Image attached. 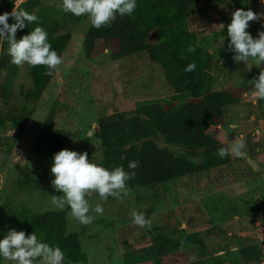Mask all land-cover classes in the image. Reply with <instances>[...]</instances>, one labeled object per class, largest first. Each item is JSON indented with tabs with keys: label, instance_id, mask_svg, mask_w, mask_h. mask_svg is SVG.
Instances as JSON below:
<instances>
[{
	"label": "rangeland",
	"instance_id": "1",
	"mask_svg": "<svg viewBox=\"0 0 264 264\" xmlns=\"http://www.w3.org/2000/svg\"><path fill=\"white\" fill-rule=\"evenodd\" d=\"M61 3L62 0H43V5L52 7L58 21L63 24L59 33L69 32L72 39L62 55V64L58 66L41 99L34 104V114L25 130L19 133L9 129L5 134L18 136L19 141L9 155L0 149V208L10 201L15 208H26L35 213L57 209L52 204V198L54 195L62 196V193L57 192L51 183L54 178L50 170L53 160L45 161L46 169L39 168L40 162H44L42 157L29 163L43 131L58 128L71 132L74 137L67 149L87 152L89 159L99 161L104 156L97 129L99 117L105 110L103 106L111 109L113 102H122L127 110H133L140 102L177 101V109L185 102V98H179L168 85L162 68L150 59L148 53L142 52L116 61L111 59L110 53L88 58L84 51V40L91 25L90 20L87 15L79 18L61 11ZM240 8L251 9L262 17L264 14L263 7L253 0H217L199 4L197 12L190 17V27L198 32L205 46L214 54V75L218 85L233 82L238 86H251L250 80L263 71V64L259 67L253 65L250 71L247 70L243 62L234 61V53L228 48L227 26L232 13ZM262 19L251 21L247 29L254 38L264 31ZM0 82H4L1 74ZM32 83L31 65L19 66L10 106L23 103V92L32 87ZM115 92L118 94L117 100H114ZM245 97L239 106H232L239 110L229 114L218 130H227L230 145L244 132L240 138L246 144L243 157L250 158L251 154L253 158L250 160L257 170L242 174L237 183L223 188L216 186L213 175L201 174L127 191V195L120 199L109 197L101 200L93 192L87 199L92 209L97 204L103 206L102 215L90 212L95 219L89 225L80 224L72 216L71 210L68 216V232L79 235L88 260L74 262L65 255L64 264H125L127 254L145 253L162 242L163 238L177 237L183 232L199 233L206 246L209 255L197 251L195 245L186 248L195 264H233L235 259L224 254L227 247L237 249L234 256L241 262L243 260L238 251L241 243L245 247L260 244L264 248V240L259 238L257 232V228L264 225V136H252L251 133L254 126L264 124V112L259 106L260 101L254 102L253 93L248 92ZM52 114V127H47L45 121ZM253 116L257 118L256 121L252 120ZM238 122L241 129L237 128ZM157 141L161 147L167 146L162 139ZM28 164L38 172L47 171V183L43 185V190L12 193L16 179ZM134 209L144 212L151 220L150 228H141L133 220L117 227L109 225L119 220L120 215L124 217ZM259 233L263 234V231ZM3 264L12 262L3 261ZM247 264L257 262L252 260Z\"/></svg>",
	"mask_w": 264,
	"mask_h": 264
},
{
	"label": "trees",
	"instance_id": "2",
	"mask_svg": "<svg viewBox=\"0 0 264 264\" xmlns=\"http://www.w3.org/2000/svg\"><path fill=\"white\" fill-rule=\"evenodd\" d=\"M212 1L217 0H137L136 10L131 16L118 15L110 26L100 29L90 25L86 33L84 51L88 58L110 53L111 59L116 61L148 53L150 59L162 68L168 85L179 98H185L177 109V101L140 102L133 110H127L122 102H113L111 109L103 106L105 110L99 117L97 129L104 156L99 162L108 168L123 165L125 170L132 171L127 168L128 162L139 161L135 177L128 181L127 191L201 174L213 175L216 186L223 188L239 181L242 174L257 170L250 160L253 158L251 154L250 158L218 156V149L230 146L227 130H218L219 125L227 120L226 109L241 104L245 94L254 93V88L233 82L216 83L214 54L205 46L198 32L190 27L191 14L197 12L199 4ZM14 6V0H0V14L11 12ZM20 7L40 18L39 25L47 30L53 49L62 56L72 34L59 33L63 24L58 21L53 8L44 6L43 0H24ZM13 22L10 18L9 23ZM36 26L35 22L26 24L23 30L17 31V39ZM193 46L195 51L189 52ZM7 49V43L0 42V74L4 76V82H0V149L9 155L19 140L18 136L5 134L9 129L19 133L25 130L34 114V104L41 99L56 70L48 76L45 74L46 66H31L32 87L23 92L24 100L20 106H10L19 66L11 62ZM190 63H195L196 69L186 72L184 69ZM262 67L264 71V64ZM3 105L9 107L4 108ZM259 106L264 112V101H260ZM53 121L52 114L45 121L46 126L52 127ZM73 137L64 129L43 131L29 163L42 157L44 162H40L39 168L46 169L45 165L53 160L54 153L67 149ZM158 139L167 146L161 147ZM29 167L30 164L24 167L16 179L12 193L43 190L48 180L47 171L38 172ZM12 204L6 201L0 208V236L12 228L25 230L26 234L34 231L39 238L59 246L68 259L74 262L88 260L79 235L68 232L69 207L35 213L30 209L15 208ZM131 214L120 215L119 220L109 225L117 227L132 220ZM192 245L197 251L209 255L199 233L183 232L177 237L163 238L145 253L127 254L125 264H195L186 250ZM238 247L241 262L231 247L225 248L224 254L235 259L233 264H247L252 260L258 264L264 257V248L260 244L245 247L241 243Z\"/></svg>",
	"mask_w": 264,
	"mask_h": 264
},
{
	"label": "clouds",
	"instance_id": "3",
	"mask_svg": "<svg viewBox=\"0 0 264 264\" xmlns=\"http://www.w3.org/2000/svg\"><path fill=\"white\" fill-rule=\"evenodd\" d=\"M14 0V8L11 12L0 14V42L8 45L7 53L11 62L17 66L24 64L33 67L46 66V75H53L63 58L58 55L49 42L47 30L39 25L40 18L34 13H29ZM264 2V0H262ZM137 7V0H62L61 11L71 13L76 17L87 15L91 26L100 29L110 26L117 16H131ZM14 22L9 23V19ZM264 17L251 9H236L231 16V22L227 26L229 38L228 48L234 53L236 62H243L247 70L252 66L259 67L264 64V31H260L257 38L247 31L251 21H258ZM37 23V26L28 34L17 39L18 30H23L26 24ZM224 40L221 41V45ZM189 52L195 51L190 47ZM252 61V62H250ZM195 63L185 67L186 72H193ZM254 88L255 101H264V71L250 80ZM246 144L242 139L236 138L228 148L218 149L220 158L245 156ZM139 167V161L128 162L125 170L123 165L112 168L105 167L96 159H89L87 152L61 149L53 155L51 173L53 174L52 186L62 193V196H53L52 204L59 210L67 206L72 216L82 225L93 223L95 217L90 214L94 211L102 215L104 208L97 204L94 209L87 197L95 192L101 200L109 197L120 199L127 195L128 181L135 177V169ZM133 223L141 228H150L151 220L144 212L132 211ZM183 227V226H181ZM237 251V249H232ZM65 253L59 246H53L39 238L33 231L26 234L25 230L9 229L0 236V264L9 261L12 264H64Z\"/></svg>",
	"mask_w": 264,
	"mask_h": 264
},
{
	"label": "built area",
	"instance_id": "4",
	"mask_svg": "<svg viewBox=\"0 0 264 264\" xmlns=\"http://www.w3.org/2000/svg\"><path fill=\"white\" fill-rule=\"evenodd\" d=\"M254 2H256L257 4L261 5L263 7V11H264V2H262V0H253ZM264 17V14H263ZM264 21V18L262 19ZM253 121H256L257 118L255 116L252 117ZM252 136L255 135H262L264 136V124L259 125V126H254L251 130ZM263 231V234L259 233V231ZM257 232H258V236H260L259 238H261V240H264V225H261L257 228ZM260 264H264V257L262 258Z\"/></svg>",
	"mask_w": 264,
	"mask_h": 264
},
{
	"label": "crops",
	"instance_id": "5",
	"mask_svg": "<svg viewBox=\"0 0 264 264\" xmlns=\"http://www.w3.org/2000/svg\"><path fill=\"white\" fill-rule=\"evenodd\" d=\"M239 105H240V104H239ZM239 105H238V106H239ZM234 106H236V105H234ZM237 110H239V109L236 108V110H235V109H233L232 106L228 107V108L226 109V116L228 117L229 114H235V112H236ZM237 124H238V127H237V128H238V129H241L240 122H238ZM235 126H237V125H235ZM243 134H244V132L241 134V137H242ZM241 137H240V138H241ZM240 138H239V139H240Z\"/></svg>",
	"mask_w": 264,
	"mask_h": 264
},
{
	"label": "water",
	"instance_id": "6",
	"mask_svg": "<svg viewBox=\"0 0 264 264\" xmlns=\"http://www.w3.org/2000/svg\"><path fill=\"white\" fill-rule=\"evenodd\" d=\"M117 98H118V94H117V92H115L114 100H117Z\"/></svg>",
	"mask_w": 264,
	"mask_h": 264
}]
</instances>
